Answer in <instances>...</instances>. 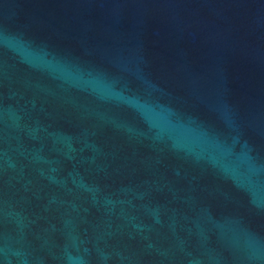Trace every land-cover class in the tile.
<instances>
[{
  "label": "water",
  "instance_id": "1",
  "mask_svg": "<svg viewBox=\"0 0 264 264\" xmlns=\"http://www.w3.org/2000/svg\"><path fill=\"white\" fill-rule=\"evenodd\" d=\"M0 264H264V0H0Z\"/></svg>",
  "mask_w": 264,
  "mask_h": 264
}]
</instances>
